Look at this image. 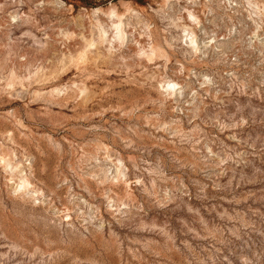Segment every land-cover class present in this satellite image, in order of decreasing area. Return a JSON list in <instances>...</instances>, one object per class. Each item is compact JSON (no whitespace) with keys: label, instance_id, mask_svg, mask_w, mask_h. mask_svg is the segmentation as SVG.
I'll use <instances>...</instances> for the list:
<instances>
[{"label":"rangeland","instance_id":"rangeland-1","mask_svg":"<svg viewBox=\"0 0 264 264\" xmlns=\"http://www.w3.org/2000/svg\"><path fill=\"white\" fill-rule=\"evenodd\" d=\"M0 264H264V0H0Z\"/></svg>","mask_w":264,"mask_h":264}]
</instances>
